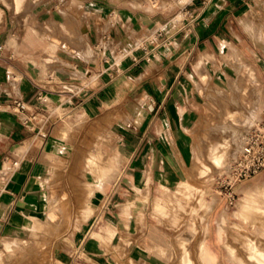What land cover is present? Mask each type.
<instances>
[{
    "label": "crops",
    "instance_id": "1",
    "mask_svg": "<svg viewBox=\"0 0 264 264\" xmlns=\"http://www.w3.org/2000/svg\"><path fill=\"white\" fill-rule=\"evenodd\" d=\"M184 8L197 17L187 34ZM260 21L264 0H0V234L44 211L52 156L67 145L65 120L94 122L115 139L118 172L95 192L93 229L124 242L88 237L73 252L55 250V259L145 261L147 246H161L157 228L147 217L142 228L127 220V203L178 182L187 124L205 101L207 78L228 70L224 55L239 54L264 86V50L243 47L259 37L251 29ZM31 29L38 35L25 38ZM41 91L47 108L35 101ZM30 113L34 130L23 122ZM261 179L254 174L245 186ZM223 224L221 214L214 230L223 233ZM214 245L208 235L218 255ZM203 255L217 264L205 242Z\"/></svg>",
    "mask_w": 264,
    "mask_h": 264
},
{
    "label": "rangeland",
    "instance_id": "2",
    "mask_svg": "<svg viewBox=\"0 0 264 264\" xmlns=\"http://www.w3.org/2000/svg\"><path fill=\"white\" fill-rule=\"evenodd\" d=\"M19 26L26 24L19 23ZM256 29L251 30L253 34L258 32V38L244 39L243 47L247 51L254 46L260 51L264 50V21L257 23ZM22 33L25 38L38 35L36 29L24 30ZM223 58L228 70L223 76L207 78L205 101L195 110L187 124L178 182L169 186L162 184L149 199L143 194L127 203L132 213H127L125 218L131 219L139 228L143 227L146 217L152 220L157 228L156 242L161 246H147V258L143 262L129 260V263L120 264H203L200 241H204L214 255L208 246V235L214 241L213 249L218 253L214 255L217 264H240L238 260L230 261L226 243L236 249L235 255L246 260V236L256 239L264 251V215L255 216L252 207L246 208L247 222L238 215L247 200L254 201L250 202L254 206L255 201L262 198L264 172H260L262 179L252 185L248 183L245 186L247 179L232 186L227 184V176L242 150L246 135L263 118L264 86L254 71L251 72L255 80L251 78L248 71L250 66L243 65L239 58L236 60L228 55ZM231 111L239 112L233 116ZM228 114L230 118H227ZM239 114L244 117L241 118ZM234 117L237 118L234 120ZM249 119L254 121L251 123ZM65 122L64 139L67 145L52 156L51 173L44 183L45 209L28 218L18 228L4 230L0 234V264H60L55 259V250L73 252L88 237L101 240L103 244H112L115 239L124 242L123 237H115L111 231L93 229L99 217L95 211V192L103 190L118 172L115 139L106 128L94 122L76 123L72 118ZM224 125L226 127L221 129L220 126ZM233 128L240 130V134H235L240 135L238 140L242 139L235 153L232 149V141L236 136L232 134ZM225 138L231 143L227 141L228 148L232 145L227 150L232 151H226L227 158L224 155L226 160L222 167L226 168L219 167L218 170L211 163L209 155L211 149L219 141L224 142ZM97 152L101 154L98 155L101 158L98 162L100 167L95 164L92 166L89 161L90 156ZM228 192L233 195L232 202ZM221 214L225 215L226 224H223V233L219 234L214 229H217ZM208 223L213 224L212 230H207ZM184 251H187V258L190 259L188 263L182 260Z\"/></svg>",
    "mask_w": 264,
    "mask_h": 264
},
{
    "label": "built area",
    "instance_id": "3",
    "mask_svg": "<svg viewBox=\"0 0 264 264\" xmlns=\"http://www.w3.org/2000/svg\"><path fill=\"white\" fill-rule=\"evenodd\" d=\"M182 15L186 20L185 25V34L192 29L193 23L196 20V15L193 14L189 9L184 8L182 11ZM45 94L43 92H38L35 97V101L38 102V106H43V101L45 100ZM16 110L18 112L27 110V102L22 100H14L13 101ZM48 114L42 115V119L47 117ZM37 117V113H30L25 116L23 122L25 126L29 130H34L35 127L31 125V121L35 120ZM38 128L37 132L41 136H46V132L40 131ZM264 172V115L263 118L259 120V122L251 129V131L246 135L245 142L243 144L241 152L237 155L234 160L230 173L227 176V184L231 186L241 180H246L257 174L259 172ZM228 197L230 198V202H232L233 195L231 192H228Z\"/></svg>",
    "mask_w": 264,
    "mask_h": 264
},
{
    "label": "bare ground",
    "instance_id": "4",
    "mask_svg": "<svg viewBox=\"0 0 264 264\" xmlns=\"http://www.w3.org/2000/svg\"><path fill=\"white\" fill-rule=\"evenodd\" d=\"M231 55L233 56V57H235V59L236 58H239L234 52H232V50H231ZM237 60V59H236ZM240 64V63H239ZM242 64L243 65H245V63H243L242 62ZM237 69V68H236ZM241 69V68H240ZM239 70V69H238ZM248 70V69H247ZM249 71V75H251V78L253 79L254 78V80H255V77L252 75V74H254L253 72H251V71H253L252 69H249L248 70ZM244 76H246V75H244ZM244 76H243V78H244ZM242 77V76H241ZM242 79V78H241ZM237 103V100L235 99L234 100V104H236ZM232 112V111H231ZM235 112H237V111H235ZM235 112H232V114H233V116L235 115L234 113ZM239 112V111H238ZM237 112V113H238ZM241 113V112H240ZM229 115V114H228ZM240 115V114H239ZM236 116V115H235ZM241 116V115H240ZM231 117H232V115H231ZM244 117V116H243ZM242 116H241V118H243ZM227 118H230V115H229V117H227ZM237 118V117H236ZM235 117L233 118L234 120L236 119ZM251 121V123L254 121L253 119H249V122ZM221 127V129L222 128H225L226 127V125H224V126H220ZM238 129H236V128H233L231 131H233V135L236 133V132H238L239 133V131H237ZM240 134V133H239ZM236 135V134H235ZM240 137V135H236V136H234V138H233V141L232 142H234V143H232L234 146H232V145H230V146H232L231 148L233 149V153H235L236 152V150H238L239 148H240V145L242 144V139H239L238 140V138ZM228 138V137H227ZM237 138V139H236ZM241 138V137H240ZM226 139V138H225ZM224 140V139H223ZM222 140V141H223ZM230 140H232V139H230ZM227 141L229 142V139H226V140H224V142H221V141H219V143H215L214 145V148L213 149H211V147H210V149L212 150V153L209 155L210 156V161H211V163H213L214 165H216V167H217V169L219 170V167H222V166H224L225 164H224V162H225V158H227V156L226 155H228L227 153H229V151L231 152L232 150H227V148H228V143H227ZM230 143V142H229ZM231 144V143H230ZM213 145V144H212ZM230 146H229V148H230ZM242 147H243V144H242ZM242 147H241V149H242ZM228 148V149H229ZM211 150H210V152H211ZM226 151H228L227 153H226ZM99 152V151H98ZM95 153V154H93V156H90V159H89V161H91V164H92V166H93V164H95V166H99L100 167V164L98 163L99 162V160L101 159V158H99V156L98 155H101V154H99V153ZM225 153H226V155H225ZM224 155L226 156L225 158H224ZM90 163V162H89ZM222 168H226V166L225 167H222ZM227 168H228V166H227ZM96 171H97V169H95ZM101 186V185H100ZM249 196V194H247V197ZM247 200V199H246ZM252 202H254V201H246V204H243L242 205V209L240 210V211H238V215L239 216H242L243 217V220L244 221H248V213H246V208L247 207H252L253 208V213L255 214V216H261V215H264V194H263V196H262V198H260V199H258V201L256 202L255 201V205L253 206V205H250ZM261 203V204H260ZM208 207V206H207ZM252 210V209H251ZM246 213V214H245ZM192 232H193V229L190 231V234H192ZM251 237V236H250ZM250 237H248V236H246V242H245V244H244V246H245V249H246V260H243L242 258H240L239 256H237V255H235V248L232 246V245H230V243L229 244H227L226 243V248H227V251H228V253H229V256L231 257L230 259V261H235V260H238L239 261V263L240 264H249V262H253V264H264V251L259 247V245H258V242H257V240L256 239H253V238H250ZM199 251H200V255H201V260H202V263L203 264H213V263H211L210 261H206V260H204V255H203V253H204V241H200L199 242ZM182 260H183V262L184 263H188V262H190V259L189 258H187V251H184V257H182Z\"/></svg>",
    "mask_w": 264,
    "mask_h": 264
}]
</instances>
